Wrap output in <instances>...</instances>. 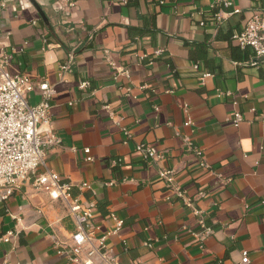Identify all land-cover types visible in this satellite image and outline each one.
<instances>
[{
    "label": "crops",
    "instance_id": "1",
    "mask_svg": "<svg viewBox=\"0 0 264 264\" xmlns=\"http://www.w3.org/2000/svg\"><path fill=\"white\" fill-rule=\"evenodd\" d=\"M34 1L46 20L28 0H0V53L11 56L10 74L53 89L49 124L60 144L44 146L40 171L68 180L74 195L90 185L80 194L95 203L98 237L113 226L108 213L123 220L106 239L119 264H264V58L232 40L264 0L228 9L221 0ZM194 64L211 76L200 81ZM41 98L35 90L27 101ZM234 111L238 127L226 121ZM140 143L161 157L143 160ZM161 169L175 171L182 199ZM31 183L0 201V264H70L51 238H69L67 211ZM195 209L213 231L202 248Z\"/></svg>",
    "mask_w": 264,
    "mask_h": 264
},
{
    "label": "built area",
    "instance_id": "2",
    "mask_svg": "<svg viewBox=\"0 0 264 264\" xmlns=\"http://www.w3.org/2000/svg\"><path fill=\"white\" fill-rule=\"evenodd\" d=\"M61 1L67 7L75 4V0ZM221 3L226 9L233 6L230 0H221ZM237 12V9L233 10V13ZM214 17L217 21L221 19L219 13ZM232 40L241 49L250 48L255 59L264 58V13L253 12L244 27L232 35ZM160 53V51L156 52L157 55ZM70 60L71 56L69 61L60 67L61 71L69 69ZM10 61L9 54L0 53V201L7 200L21 188L23 183L32 179L31 184L35 190L47 194L50 200L60 202L65 207L74 227L67 240L61 241L56 236L51 237L52 247L57 255L70 264H119L107 247L106 239L118 234L124 225L123 220L113 212L108 213L107 217L112 221L113 226L98 237L99 228L92 222L95 203L80 194L83 190H89L90 185L80 184L78 187L80 193L74 195L73 185L68 180L53 171H40L44 167L46 158L44 146L60 144L59 137L49 124V99L53 89L46 82H40L36 86L26 76L10 74L7 70ZM193 70L198 74L200 81L211 76L206 71H200L197 64L193 65ZM88 85L89 83L84 81L79 84V88L85 89ZM35 90L40 92L42 98L36 105H29L27 96ZM183 113L184 125L191 126L192 119L187 105L183 106ZM260 116L264 120V112ZM226 121L238 127L243 117L240 112L234 111L228 114ZM44 125L46 127H43ZM188 145L197 156H201L199 148L189 141ZM135 150L145 161L158 160L161 157L151 145L144 143L137 144ZM83 152L87 155L85 161H93L88 148H84ZM200 165L209 168L205 162H201ZM158 175L167 191L175 192L180 199L183 198L182 191L174 186L173 169H161ZM229 181L228 179L227 183ZM112 184H114L112 181L106 183L107 186ZM194 211L201 231L192 234L199 243V248H202L203 241L213 231L206 224L202 211L199 209ZM10 236L11 233H8L4 241H8ZM147 246L150 247V244Z\"/></svg>",
    "mask_w": 264,
    "mask_h": 264
},
{
    "label": "water",
    "instance_id": "3",
    "mask_svg": "<svg viewBox=\"0 0 264 264\" xmlns=\"http://www.w3.org/2000/svg\"><path fill=\"white\" fill-rule=\"evenodd\" d=\"M29 3L36 9V11L38 12L39 16L43 19L46 20V17L43 13V11L41 10V8L35 3L34 0H28Z\"/></svg>",
    "mask_w": 264,
    "mask_h": 264
},
{
    "label": "trees",
    "instance_id": "4",
    "mask_svg": "<svg viewBox=\"0 0 264 264\" xmlns=\"http://www.w3.org/2000/svg\"><path fill=\"white\" fill-rule=\"evenodd\" d=\"M236 47H238V46H236ZM239 48V47H238ZM208 73H210V72H208Z\"/></svg>",
    "mask_w": 264,
    "mask_h": 264
}]
</instances>
